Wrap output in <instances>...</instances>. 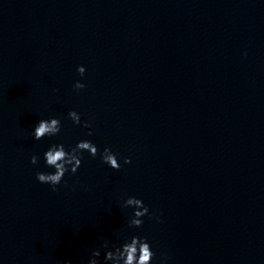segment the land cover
<instances>
[{
    "label": "water",
    "instance_id": "1",
    "mask_svg": "<svg viewBox=\"0 0 264 264\" xmlns=\"http://www.w3.org/2000/svg\"><path fill=\"white\" fill-rule=\"evenodd\" d=\"M85 138L95 157L36 180L50 143ZM129 195L161 221L129 227ZM131 234L152 264H264V0H0V264H87Z\"/></svg>",
    "mask_w": 264,
    "mask_h": 264
},
{
    "label": "clouds",
    "instance_id": "2",
    "mask_svg": "<svg viewBox=\"0 0 264 264\" xmlns=\"http://www.w3.org/2000/svg\"><path fill=\"white\" fill-rule=\"evenodd\" d=\"M247 55V52L244 53ZM77 73L80 76L85 74L86 68L83 64L77 65ZM81 80H76L73 87L77 90L85 88ZM67 117L73 124L88 128V135L92 134L90 121L82 120L81 113L75 109H70ZM61 120L56 116L40 118L32 127L30 135L34 140H41L45 137L57 136L61 131ZM95 157L98 153V146L89 139H79L74 145L65 146L63 142L50 143L42 153L44 165L51 169L49 171H37L36 180L43 184H48L53 191L61 184L66 173H76L81 166L84 153ZM101 161L111 169L119 170L122 167L117 153L110 147H104L99 153ZM41 156L33 154L30 157V163L36 164ZM123 163H130V157H122ZM121 207L131 209L130 218L127 220L129 227H139L143 224V217L149 216L156 222L161 221V216L149 211V207L144 201L137 197L129 195L123 199ZM103 249V260L101 256ZM156 253L153 251L152 244L147 236L140 234H131L125 237L122 242L111 244L104 239L100 247L93 248L87 264H152ZM65 264H71L66 261ZM159 264H167V256L162 254Z\"/></svg>",
    "mask_w": 264,
    "mask_h": 264
}]
</instances>
